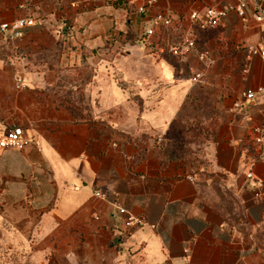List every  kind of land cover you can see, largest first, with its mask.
<instances>
[{
  "label": "crops",
  "instance_id": "crops-1",
  "mask_svg": "<svg viewBox=\"0 0 264 264\" xmlns=\"http://www.w3.org/2000/svg\"><path fill=\"white\" fill-rule=\"evenodd\" d=\"M236 2L152 0L141 13L143 0H0V25L35 20L22 37L0 30V137L20 125L39 143L0 147V217L25 242L8 245L28 253L19 264H264L251 230L264 229V154L252 138L264 58L247 49L264 48L263 24L231 10L196 30L214 59L184 57L210 68L211 135L196 157L168 144L196 86L144 43L156 12L174 18L157 28L165 44L191 29L190 12ZM98 190L146 224L128 227Z\"/></svg>",
  "mask_w": 264,
  "mask_h": 264
},
{
  "label": "built area",
  "instance_id": "built-area-1",
  "mask_svg": "<svg viewBox=\"0 0 264 264\" xmlns=\"http://www.w3.org/2000/svg\"><path fill=\"white\" fill-rule=\"evenodd\" d=\"M152 4V0H143V4L137 7V11L145 13L148 10L149 5ZM248 9H251L255 19L258 22L263 24L264 31V0H237L234 4H228L221 9L208 7L203 12L192 11L189 14V19L192 23L191 29L182 30L180 41L178 45H168L161 43L160 35L157 34V28L164 26L166 28L173 25L174 18L171 14L159 11L156 12L151 19V24L145 29V41L144 43L149 48H153L158 54H173V55H186L194 50L197 58L206 64V67H210L214 59L206 50H200L196 46V37L195 32L198 29H208L217 27L222 18L228 13V11H235L238 16L241 18L245 17ZM35 23L33 18H20L10 22H4L0 25V30L10 31L14 37H22L25 31V28L31 26ZM248 49V58L251 55L259 54L264 58V48L259 45H250ZM248 71L247 62L243 66V72ZM206 76L205 70H195L193 72L192 80L199 82ZM16 87L22 88L24 80L21 76H14ZM262 88H259L258 91H261ZM256 95L255 90H247L244 93V97L247 99H252ZM253 141L256 148L264 154V122L255 126L253 128ZM29 145L38 146V141L30 136L23 126H14L8 128L4 135L0 137V147L3 149L15 148L22 150ZM248 176H252V173L249 172ZM98 196L103 198H109L112 202L115 210L118 214H121L125 217V224L130 227L134 225L143 226L146 224V221L132 214L127 208L122 206L116 197H112L110 192H104L98 190L96 192ZM96 219H100V216H95ZM154 227V225H152Z\"/></svg>",
  "mask_w": 264,
  "mask_h": 264
},
{
  "label": "rangeland",
  "instance_id": "rangeland-1",
  "mask_svg": "<svg viewBox=\"0 0 264 264\" xmlns=\"http://www.w3.org/2000/svg\"><path fill=\"white\" fill-rule=\"evenodd\" d=\"M180 38V37H179ZM176 36L169 38L166 42L168 45H178L180 39ZM160 55V54H159ZM167 55L168 61H170L176 68V71H181L189 81L193 82L196 86L194 91L190 94L187 104L181 111L180 118L173 123L172 130L168 135V144L171 147V153L175 157H196L197 151L202 148V145L210 138L211 135V121L209 119L211 112V101L208 94L202 89L207 85L208 79H202L199 82L192 80L193 72L196 68L193 67L190 60L185 59V55H173V54H161L163 57ZM197 60H199L197 58ZM202 70H209L210 68H201ZM25 203V202H22ZM2 201H0V210L3 209ZM241 219H244L242 210L238 211ZM255 238L258 242L262 254L264 255V229L251 228ZM14 231L12 226L2 224V218L0 217V264H19V258L28 256V253H24L22 249H13L10 251L8 245L18 244V241L22 244L25 243L21 238H18L16 233L8 235L7 232ZM33 234H28V238L32 239Z\"/></svg>",
  "mask_w": 264,
  "mask_h": 264
}]
</instances>
